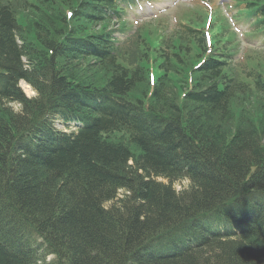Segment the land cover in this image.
<instances>
[{"label":"trees","instance_id":"16d2710c","mask_svg":"<svg viewBox=\"0 0 264 264\" xmlns=\"http://www.w3.org/2000/svg\"><path fill=\"white\" fill-rule=\"evenodd\" d=\"M132 2L0 0V264H264V50L202 5L121 41ZM235 5L264 40V0Z\"/></svg>","mask_w":264,"mask_h":264},{"label":"rangeland","instance_id":"374dc122","mask_svg":"<svg viewBox=\"0 0 264 264\" xmlns=\"http://www.w3.org/2000/svg\"><path fill=\"white\" fill-rule=\"evenodd\" d=\"M205 1H208L212 6L214 5V7H215L217 5H223L225 0H205ZM195 3H196V1H194V0H159L158 2H156L155 6H153L151 9L147 10L145 12V14L144 13H139V15L134 16V17L130 15L131 16L130 17L131 18L130 22L132 23V27H136L137 25H140V24H142V23H144L146 21H150L153 18H155L156 15H157V13L155 14V12H156V10H158L160 13H162V14H159L160 17L166 18L167 20L170 21V25H174V24H177L175 16L179 12L185 10L186 8L193 7V5ZM222 8L224 9V12L227 13L228 18H230L231 17V12L226 10L225 5L222 6ZM164 10H165V13H163ZM26 11L27 10H25L24 12L20 13L21 15H20L19 21L24 22V23H26V21H33L32 19L34 18V14L32 15L31 14L32 12L30 13L29 11L28 12H26ZM232 13H235V12L232 11ZM27 16L29 17L28 20H27ZM55 18H53V20H55ZM232 23L234 24L235 30L240 34L239 35V41L242 42L243 50L246 51L249 48L254 49L255 47H257L259 45L257 41H253V40H249V39L245 40V37L243 36V32H242V31H244V27L242 28V27H239V24L235 25L234 22H232ZM30 37H31V33H30ZM159 62H160V60L156 59V63L159 64ZM192 65H190V64L188 65V67H189L188 71L192 67ZM90 69L91 68L88 67V70H86V72H84V73L89 75L88 77H90V79H92L91 76H93V78L94 77L95 78L98 77L97 74H96V71H94L93 69L91 70V71H94L93 75L89 74ZM161 70L162 71L158 70L157 67L155 68V75L153 74V72L150 75L151 81L155 82L156 78L159 79L161 77V75L162 76L164 75L166 77V78H164V81L168 82L169 88H170V93H172L173 96L175 94L174 97L178 100L179 103H181V104L183 102L186 103V100H183V96H184V93H185L184 91L187 88L186 87L187 82L185 81L186 80L185 79L186 78L185 74H182L181 76H177L174 73H171V71L166 72L162 68H161ZM97 72L99 73V71H97ZM77 80H79V79L77 78ZM98 82L101 83V81L99 79H98ZM24 84H27V83L26 82H22L20 84L21 88H23V90H24V93L28 97H36V93L33 90V88H31L30 85H29V89L30 90L27 91V89L24 87ZM147 89H148V87H145L143 92L144 93L147 92ZM172 99H173V97H172ZM244 99L250 101V100L253 99V97H252V95L250 97H248V98L245 96ZM177 100H174V101L176 102ZM182 100H183V102H182ZM255 106H256V104H254V106H252V108H254ZM14 107L16 108L17 106L14 104ZM186 107L193 108L194 106L186 104ZM262 108L264 109V107L261 104H259L258 108L256 107V111H258L259 109H262ZM232 113H233L234 120L231 119V120H233L231 122V124L237 126V125L240 124V122H239V119L237 120L235 118H237V117H239L241 115V107H240V105L239 106H233ZM262 114H264V113H261L260 115H262ZM258 123L259 124H257L256 129H258V131L261 132L264 135V116H262L261 121H259ZM260 123H261V125H260ZM57 126L59 128H63L61 123H58ZM257 127H259V128H257ZM263 142H264V138H263V140H261L260 144H262ZM160 180H162V179H160ZM164 181L167 182V180H164ZM175 186H176L177 190H185L186 188H188L190 186V182L187 179L186 180L185 179H180V180H177L175 182ZM53 258H54L53 256H48L47 257V261H51Z\"/></svg>","mask_w":264,"mask_h":264},{"label":"bare ground","instance_id":"6f19581e","mask_svg":"<svg viewBox=\"0 0 264 264\" xmlns=\"http://www.w3.org/2000/svg\"><path fill=\"white\" fill-rule=\"evenodd\" d=\"M24 87L27 89V91L30 90V89H29V85L24 84Z\"/></svg>","mask_w":264,"mask_h":264}]
</instances>
